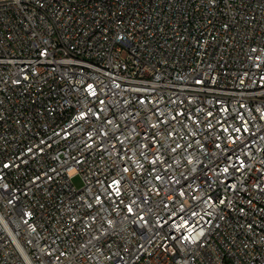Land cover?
I'll return each instance as SVG.
<instances>
[{
  "label": "built area",
  "instance_id": "built-area-1",
  "mask_svg": "<svg viewBox=\"0 0 264 264\" xmlns=\"http://www.w3.org/2000/svg\"><path fill=\"white\" fill-rule=\"evenodd\" d=\"M0 264H264V0H0Z\"/></svg>",
  "mask_w": 264,
  "mask_h": 264
},
{
  "label": "rangeland",
  "instance_id": "rangeland-1",
  "mask_svg": "<svg viewBox=\"0 0 264 264\" xmlns=\"http://www.w3.org/2000/svg\"><path fill=\"white\" fill-rule=\"evenodd\" d=\"M73 182L75 183V185L77 187H81L82 184H83L82 179H81V177L79 175H77L76 177H74Z\"/></svg>",
  "mask_w": 264,
  "mask_h": 264
}]
</instances>
